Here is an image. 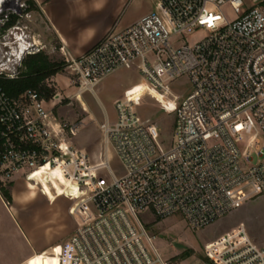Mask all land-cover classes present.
<instances>
[{
  "label": "built area",
  "instance_id": "1",
  "mask_svg": "<svg viewBox=\"0 0 264 264\" xmlns=\"http://www.w3.org/2000/svg\"><path fill=\"white\" fill-rule=\"evenodd\" d=\"M153 5L84 54L62 52L77 100L120 69L138 70L147 94L174 111L170 147L159 127L138 115L140 100L127 97L115 102V120L100 125L102 150L93 159L72 142L81 123L59 120L35 90L12 99L0 87V191L23 178L45 197L48 185L56 200L73 203L77 226L60 264H173L159 253L142 216H179L197 231L264 198V0ZM228 5L238 14L233 21L222 13ZM32 18L29 0H0V79H18L25 59L41 52L26 24ZM196 28L210 35L178 44ZM180 77L192 85L185 97L170 89ZM54 99L61 102V95ZM110 148L120 171L110 165ZM205 254L213 264H264V246L242 223L207 244Z\"/></svg>",
  "mask_w": 264,
  "mask_h": 264
},
{
  "label": "rangeland",
  "instance_id": "2",
  "mask_svg": "<svg viewBox=\"0 0 264 264\" xmlns=\"http://www.w3.org/2000/svg\"><path fill=\"white\" fill-rule=\"evenodd\" d=\"M80 1V0H74ZM120 5L119 22L125 24L143 16L153 0H109ZM32 15L37 16L38 9L31 8ZM223 15L233 21L238 14L228 5L222 8ZM32 37L41 30L36 19L26 21ZM45 28V25H44ZM209 34L205 28H196L193 32L178 37V44L193 45ZM42 39L41 52L47 54L53 63H64L65 58L59 54L58 42L53 41L55 51L49 54V47ZM58 74H64L67 79L69 72L64 68ZM72 80V77H69ZM49 79L50 87L55 94L46 101L54 116L70 125L81 123V127L72 142L75 147L87 151L93 159H98L102 150L103 136L100 125L108 116L112 121L116 118L115 102L132 97L139 99L136 107L138 115L144 121L155 123L161 132L166 147L173 143L175 131V115L170 107L160 105L147 94V81L136 69H120L100 82L93 91L85 92L78 100L70 97L56 87V83ZM68 81L60 82L62 89H69ZM173 94L185 97L192 90L187 77L175 79L170 84ZM75 88L69 90L70 94ZM61 95V102L55 101V95ZM157 99L164 102L161 95L153 93ZM83 106L85 110H83ZM264 142H261L259 149ZM108 159L112 169L120 171L121 164L115 152L110 148ZM11 196L10 202L0 195L9 208H5L0 200V264H16L27 253L39 251L26 264H60L59 254L62 252L66 239L77 226L76 219L70 215L73 203L66 198H54L48 185H45V195L37 188H31L23 179L18 178L3 187ZM55 188L61 192L56 184ZM67 193L70 189L66 190ZM54 202H49V200ZM143 222L156 237L155 246L164 260H171L173 264H213L205 254V246L221 236L235 230L241 223L245 224L251 238L264 246V198L259 197L248 201L224 216L214 224L200 230H192L183 218L174 216L162 221L152 216H142Z\"/></svg>",
  "mask_w": 264,
  "mask_h": 264
},
{
  "label": "crops",
  "instance_id": "3",
  "mask_svg": "<svg viewBox=\"0 0 264 264\" xmlns=\"http://www.w3.org/2000/svg\"><path fill=\"white\" fill-rule=\"evenodd\" d=\"M34 1L38 12L37 16H33V18L36 19L37 25L42 27L40 31L36 32V35L34 36L35 40L41 44L42 39L47 41L45 43L47 44V47H49V54L55 51L53 41H57L60 49L59 54L62 56V49L73 56L84 54L101 42L111 30H124L153 10V7H150L147 13L143 16H140L131 22L121 24L119 22L120 5H116L109 0ZM66 76L67 79L64 77V74H57L52 77L51 81L56 83V87L60 91L73 97L76 93V88L73 86V83L69 78L71 76L67 74ZM63 80L64 83L68 81V85H70L69 89H62L60 87V82H63ZM71 87L75 88L73 94L69 93ZM106 119L112 121L108 116H106ZM0 200L5 208H9L1 195ZM39 251L30 254L27 253V255L16 264H26L30 257Z\"/></svg>",
  "mask_w": 264,
  "mask_h": 264
},
{
  "label": "trees",
  "instance_id": "4",
  "mask_svg": "<svg viewBox=\"0 0 264 264\" xmlns=\"http://www.w3.org/2000/svg\"><path fill=\"white\" fill-rule=\"evenodd\" d=\"M30 6L35 10L36 3L34 0H29ZM65 67L64 63H53L49 56L43 52L28 56L24 61V69L18 79L5 80L0 79V87L12 99H17L28 90L37 91L45 100H49L55 90L50 87L48 81L56 76ZM1 193L10 202L11 196L2 188Z\"/></svg>",
  "mask_w": 264,
  "mask_h": 264
},
{
  "label": "bare ground",
  "instance_id": "5",
  "mask_svg": "<svg viewBox=\"0 0 264 264\" xmlns=\"http://www.w3.org/2000/svg\"><path fill=\"white\" fill-rule=\"evenodd\" d=\"M153 93H156V92H153ZM129 97H130V96H129ZM154 97H155V95H154ZM130 98H131V100H133L132 97H130ZM155 98H156V97H155ZM138 100H139V99H137L136 101H138ZM158 100H159V99H158ZM159 101H160V100H159Z\"/></svg>",
  "mask_w": 264,
  "mask_h": 264
}]
</instances>
